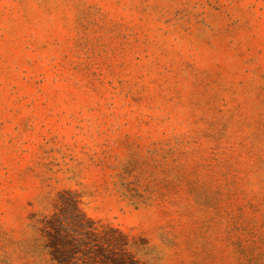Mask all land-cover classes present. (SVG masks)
I'll list each match as a JSON object with an SVG mask.
<instances>
[{
  "label": "rangeland",
  "instance_id": "obj_1",
  "mask_svg": "<svg viewBox=\"0 0 264 264\" xmlns=\"http://www.w3.org/2000/svg\"><path fill=\"white\" fill-rule=\"evenodd\" d=\"M62 192L92 264H264V0H0V264Z\"/></svg>",
  "mask_w": 264,
  "mask_h": 264
},
{
  "label": "trees",
  "instance_id": "obj_2",
  "mask_svg": "<svg viewBox=\"0 0 264 264\" xmlns=\"http://www.w3.org/2000/svg\"><path fill=\"white\" fill-rule=\"evenodd\" d=\"M68 196H70L68 192L60 194L59 211L44 221L48 248L53 259L60 264H92V261L88 262L92 259L91 249L94 248L96 252L100 251L104 255L108 246L113 245L112 237L107 230L100 231L94 226V222L80 211L76 200ZM70 201L73 205L71 210L67 208ZM119 236L117 263L138 264L132 252L125 247L124 235L120 233Z\"/></svg>",
  "mask_w": 264,
  "mask_h": 264
}]
</instances>
